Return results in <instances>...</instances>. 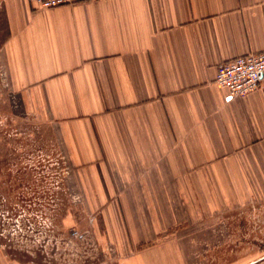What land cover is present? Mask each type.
Segmentation results:
<instances>
[{"label":"crops","instance_id":"crops-1","mask_svg":"<svg viewBox=\"0 0 264 264\" xmlns=\"http://www.w3.org/2000/svg\"><path fill=\"white\" fill-rule=\"evenodd\" d=\"M3 3L11 82L56 129L114 244L264 200V77L245 97L215 82L219 63L264 49V0Z\"/></svg>","mask_w":264,"mask_h":264},{"label":"rangeland","instance_id":"rangeland-1","mask_svg":"<svg viewBox=\"0 0 264 264\" xmlns=\"http://www.w3.org/2000/svg\"><path fill=\"white\" fill-rule=\"evenodd\" d=\"M8 35L0 0V264H137L148 252V264H264V200L185 214L150 243L108 239L56 129L11 82Z\"/></svg>","mask_w":264,"mask_h":264},{"label":"built area","instance_id":"built-area-1","mask_svg":"<svg viewBox=\"0 0 264 264\" xmlns=\"http://www.w3.org/2000/svg\"><path fill=\"white\" fill-rule=\"evenodd\" d=\"M91 0H30L41 8L74 5ZM215 82L225 87L231 97H245L258 90L264 77V49L250 52L217 65Z\"/></svg>","mask_w":264,"mask_h":264}]
</instances>
